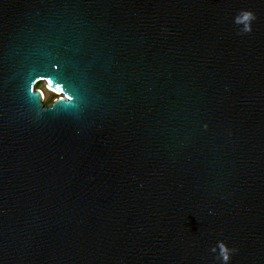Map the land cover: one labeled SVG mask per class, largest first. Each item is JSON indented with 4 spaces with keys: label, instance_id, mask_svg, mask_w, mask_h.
<instances>
[{
    "label": "water",
    "instance_id": "obj_1",
    "mask_svg": "<svg viewBox=\"0 0 264 264\" xmlns=\"http://www.w3.org/2000/svg\"><path fill=\"white\" fill-rule=\"evenodd\" d=\"M217 240L264 264V0H0V264H220Z\"/></svg>",
    "mask_w": 264,
    "mask_h": 264
},
{
    "label": "clouds",
    "instance_id": "obj_2",
    "mask_svg": "<svg viewBox=\"0 0 264 264\" xmlns=\"http://www.w3.org/2000/svg\"><path fill=\"white\" fill-rule=\"evenodd\" d=\"M255 19V15L251 10H240L235 16L233 23L237 25V32L240 34L250 32L252 30L251 21ZM242 25V26H240ZM39 82V83H38ZM59 89V91H57ZM61 85L56 83L53 86L49 83L47 77H36L31 82L29 87L30 93L39 94V102L42 107L47 108L52 106L56 101H63L65 103H70V98L65 94H61ZM55 93L54 96L49 99V95ZM209 251L215 253V260H218L220 264H228L231 255L237 251L235 247H229L223 240H217L214 245H211Z\"/></svg>",
    "mask_w": 264,
    "mask_h": 264
},
{
    "label": "rangeland",
    "instance_id": "obj_3",
    "mask_svg": "<svg viewBox=\"0 0 264 264\" xmlns=\"http://www.w3.org/2000/svg\"><path fill=\"white\" fill-rule=\"evenodd\" d=\"M54 95H55V93H51V94L49 95V99H51V97L54 96Z\"/></svg>",
    "mask_w": 264,
    "mask_h": 264
}]
</instances>
